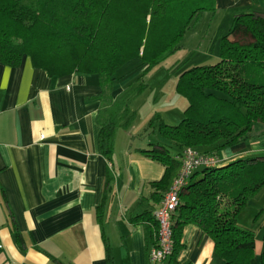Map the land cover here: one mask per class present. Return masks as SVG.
<instances>
[{"label":"trees","instance_id":"16d2710c","mask_svg":"<svg viewBox=\"0 0 264 264\" xmlns=\"http://www.w3.org/2000/svg\"><path fill=\"white\" fill-rule=\"evenodd\" d=\"M206 11H214L213 0H0V61L17 66L26 54L51 76L96 74L99 150L110 158L116 131L130 127L136 118L132 103L148 86L144 75L180 47L187 30ZM244 36L251 40L239 41ZM133 61H139L141 74L113 98L115 81L128 75L119 70ZM175 91L187 99L183 117L176 125L158 124L167 142L152 147L150 155L165 167L156 183L163 195L184 148L217 154L264 133L251 134L254 127H264V16L235 15L220 37L218 61L182 71ZM199 170L202 175L193 180ZM199 170L182 187L172 214L175 247L169 261L183 225L193 223L213 241L220 264H252L256 239L239 224L238 215L264 186V157ZM222 192L225 196L218 195ZM146 222L150 246L157 227L153 213ZM106 263L113 264L108 251ZM259 264H264V250Z\"/></svg>","mask_w":264,"mask_h":264},{"label":"crops","instance_id":"0c3cea01","mask_svg":"<svg viewBox=\"0 0 264 264\" xmlns=\"http://www.w3.org/2000/svg\"><path fill=\"white\" fill-rule=\"evenodd\" d=\"M213 1L212 16L219 14L221 22L214 35L217 50L211 53L215 61L220 37L233 17L244 12L264 16V0ZM119 81L111 90L113 98L125 87ZM99 92L94 73L51 76L26 54L17 66L0 61V264H107V251L113 264H148L151 238L146 221L162 200L164 191L156 183L165 168L150 156L151 148L166 144L158 124L173 125L178 113L150 108L144 132L155 139L137 140L132 123L116 131L114 150L107 158L99 150ZM263 131L264 127L259 130ZM217 155L220 165L264 157V133ZM238 217L241 226L253 230L254 255L260 256L264 186ZM221 262L211 238L196 224H184L169 264Z\"/></svg>","mask_w":264,"mask_h":264},{"label":"rangeland","instance_id":"374dc122","mask_svg":"<svg viewBox=\"0 0 264 264\" xmlns=\"http://www.w3.org/2000/svg\"><path fill=\"white\" fill-rule=\"evenodd\" d=\"M219 16V14L212 16V13L209 11L204 12L201 17L193 23L186 38L181 41L180 47L173 54L163 60L159 65L144 75V80L148 86L132 103V107L137 111L136 119L133 122V124L137 126V140L140 137H149L150 139H155V136L152 135L151 132H144V128L148 121L146 114L152 107L161 108L163 112L169 115L174 112L178 113V116L176 115V117L174 116L172 119V122H174L173 125L178 124L182 119L183 115L181 116L179 108L182 105L180 110L184 112V109L187 105V99L175 92L174 86L176 84V80L182 71L189 69L194 65H208L218 61V59L215 61L211 59V53H213V50H217L218 37H215L214 35L216 34L217 24L221 23H218ZM250 40L251 38L248 36L239 38V41L241 42H248ZM208 45L210 47V51L208 52L207 56H204L203 51ZM125 71H127L126 73H128V75L124 79L120 80L119 83L125 82L126 86L128 83L134 82L141 74L139 61L129 62L128 64L124 65L119 70L118 74H123ZM258 132L259 130L254 127V129L251 131V134L253 135ZM170 152L175 153V150L171 149ZM201 175L202 172L199 170L192 177V179L194 180ZM222 193H219L218 195L225 196L224 193ZM225 202L226 199L224 198L222 203L224 204ZM243 214L244 213H242L241 216ZM242 226L253 232L251 228L245 225ZM263 232L264 229L262 234H260L258 237V240L260 241H263ZM254 256L257 261L253 260L252 264H259L260 256L257 254Z\"/></svg>","mask_w":264,"mask_h":264},{"label":"built area","instance_id":"2783aa9c","mask_svg":"<svg viewBox=\"0 0 264 264\" xmlns=\"http://www.w3.org/2000/svg\"><path fill=\"white\" fill-rule=\"evenodd\" d=\"M180 166L164 193L159 207L153 212L157 224L155 242L149 246L148 264H169L174 252L173 220L172 214L176 211L182 187L189 178L201 168L216 167L220 164V158L214 153H203L194 147H186L179 156Z\"/></svg>","mask_w":264,"mask_h":264}]
</instances>
